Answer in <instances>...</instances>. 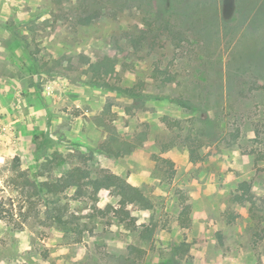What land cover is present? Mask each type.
<instances>
[{
  "label": "rangeland",
  "instance_id": "rangeland-1",
  "mask_svg": "<svg viewBox=\"0 0 264 264\" xmlns=\"http://www.w3.org/2000/svg\"><path fill=\"white\" fill-rule=\"evenodd\" d=\"M81 2L0 0L11 33L0 51V264H264V0H185L196 28L139 51L131 38L168 19L165 6L116 13L98 0V20L79 23ZM74 168L120 176L154 208L118 219L111 191L41 193L39 180ZM245 182L262 220L234 202Z\"/></svg>",
  "mask_w": 264,
  "mask_h": 264
},
{
  "label": "trees",
  "instance_id": "trees-1",
  "mask_svg": "<svg viewBox=\"0 0 264 264\" xmlns=\"http://www.w3.org/2000/svg\"><path fill=\"white\" fill-rule=\"evenodd\" d=\"M97 1L98 0H82L81 5L78 8L79 13L76 16L79 23L93 22L98 20L102 9L96 7ZM146 1L153 2V4L155 3L154 4L155 10L156 9L160 10V5L165 6L166 11L170 13V16L168 19H166L161 23L159 22L158 19H156L155 21H151L148 24L149 26L148 30H144L141 36L136 38L135 37L131 38V42L134 50L136 51L141 50L146 43H148L149 41H153V39L160 38L161 36H164V34L166 33H168V36L173 40L179 35L183 36L188 32L186 31V29L184 30L185 25L187 24L191 25L190 29L196 28L194 19L198 15L192 13V9L194 7L188 8L185 5V0H108L109 4L112 5L113 9L114 6H117V8L114 9L116 13L118 12L121 13L123 10H128L129 8H131L128 6L133 3L139 4L138 7L141 8L144 6V3ZM182 10L185 12L183 13ZM206 24H208V22H205V25ZM92 67L94 68L96 66L92 65ZM111 68L114 69V66L112 65ZM109 69H107L105 75L110 73ZM165 80L166 83H171V82H175L176 79L166 78ZM253 89L259 90L260 87L254 86ZM122 93L130 96L134 95L131 94L130 89H124L122 90ZM178 103L182 107H187V104L183 99H178ZM106 153L109 152L106 151ZM190 154H191V160L194 163H196L198 160V158L195 157L197 156V151L191 148ZM162 164L169 168L171 174H169L168 179L172 181L174 176V167H175L174 163L170 160L165 159L163 160ZM102 172H104V175L103 176L100 175L95 180L91 178V172H89L88 170H82L81 168H74L70 170L67 173V176L63 180V182L58 181L57 184H52L50 182H40V180L38 178L37 179L39 180L38 185L40 186L41 193H43L46 189L47 192L50 194L52 193L59 194L62 188L67 187L69 185L80 186L87 184L94 186L95 191L91 195L94 198V200L97 201L98 200L97 196L101 191L103 190L111 191L112 194L119 199V208L118 209L113 208V211L116 214V216H118V219H121L123 215H126V217L130 216V212L128 210L130 206H138L144 210H151L154 208L148 196L141 189L135 187L134 185L129 183L126 179L120 176L105 171ZM63 190L64 189H62V191ZM176 196L180 208V212L177 218V223L182 228L189 229L193 224L192 206L189 203L188 196L184 191L177 190ZM233 199L235 203L251 204L250 212L252 213L253 219L254 220L263 219L262 216H259L260 213H259V209H257L258 208L257 203L255 201L254 195L251 194V187L247 182L242 183L240 185L239 190L235 194ZM57 221L58 224L64 230L69 229L68 223L64 221V219L61 216L57 217Z\"/></svg>",
  "mask_w": 264,
  "mask_h": 264
},
{
  "label": "crops",
  "instance_id": "crops-1",
  "mask_svg": "<svg viewBox=\"0 0 264 264\" xmlns=\"http://www.w3.org/2000/svg\"><path fill=\"white\" fill-rule=\"evenodd\" d=\"M1 15H0V51L2 50V49H4V50H7V49H9V48H11V46H6V44L8 43V40H9V37H10V35H11V33L9 32L10 31V29H9V27H8V25H5L4 24V22H7V20H4V18H6V15H7V11H2L1 13H0ZM2 19V20H1ZM5 25V26H4ZM16 46L15 47H17V48H20L21 46L17 43V44H15ZM10 64V63H9ZM4 80H6V79H4ZM12 82H14V85H15V83H16V86H14L13 88H15V91L17 92L18 91V89H19V85H20V87H21V85L24 83V82H21L18 78H13L12 80H11ZM20 81V82H19ZM18 83V84H17ZM0 87H3V85L4 84H1L0 83ZM9 86H12V85H9ZM22 91V90H21ZM5 99H7V98H5L4 97V94H3V90L1 89L0 90V103L2 104V103H4V104H6L7 103V101L5 100ZM22 104V103H21ZM17 105V106H19V107H21V106H23V105ZM12 111H9V110H7L8 112H12V113H14V117L16 116L15 115V113H16V111L14 112L13 111V109H11ZM22 110V109H21Z\"/></svg>",
  "mask_w": 264,
  "mask_h": 264
}]
</instances>
